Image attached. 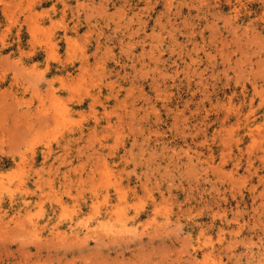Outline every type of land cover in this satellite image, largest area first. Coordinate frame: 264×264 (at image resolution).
Listing matches in <instances>:
<instances>
[{"label": "rangeland", "instance_id": "rangeland-1", "mask_svg": "<svg viewBox=\"0 0 264 264\" xmlns=\"http://www.w3.org/2000/svg\"><path fill=\"white\" fill-rule=\"evenodd\" d=\"M0 264H264V0H0Z\"/></svg>", "mask_w": 264, "mask_h": 264}]
</instances>
